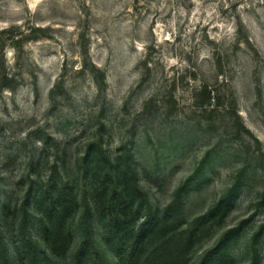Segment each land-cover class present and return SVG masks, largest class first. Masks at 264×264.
Segmentation results:
<instances>
[{
    "label": "rangeland",
    "instance_id": "374dc122",
    "mask_svg": "<svg viewBox=\"0 0 264 264\" xmlns=\"http://www.w3.org/2000/svg\"><path fill=\"white\" fill-rule=\"evenodd\" d=\"M124 182L127 232L178 193L179 228L228 201L171 264H264V0H0V264L81 240L117 264ZM49 184L77 201L63 255L39 251Z\"/></svg>",
    "mask_w": 264,
    "mask_h": 264
},
{
    "label": "trees",
    "instance_id": "16d2710c",
    "mask_svg": "<svg viewBox=\"0 0 264 264\" xmlns=\"http://www.w3.org/2000/svg\"><path fill=\"white\" fill-rule=\"evenodd\" d=\"M140 191L135 184L124 182L111 200L109 225L114 233L124 235V240L117 242V247L114 248L113 258L117 259V264H171L191 244L194 233L198 229L204 230L208 221L221 217L228 204V201L220 199L183 228H179L182 215L179 206L181 193H178L161 211L147 206L143 215L140 214L136 227L127 232L131 219L143 208ZM34 204L40 211L39 233L46 244L39 251L44 253L42 255L46 252L53 255L65 254L72 239L66 217L77 206L74 194L66 186L49 184L40 189ZM86 241L79 242L67 264H105L89 255L91 253L87 250ZM33 254L36 256L35 252ZM90 257L92 262L88 260Z\"/></svg>",
    "mask_w": 264,
    "mask_h": 264
}]
</instances>
